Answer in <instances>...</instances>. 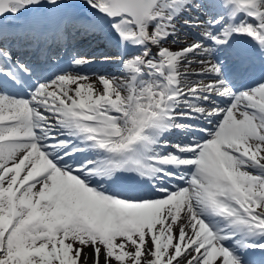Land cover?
<instances>
[{
    "label": "snow or ice",
    "instance_id": "snow-or-ice-1",
    "mask_svg": "<svg viewBox=\"0 0 264 264\" xmlns=\"http://www.w3.org/2000/svg\"><path fill=\"white\" fill-rule=\"evenodd\" d=\"M0 264H264V0H0Z\"/></svg>",
    "mask_w": 264,
    "mask_h": 264
},
{
    "label": "bare ground",
    "instance_id": "bare-ground-1",
    "mask_svg": "<svg viewBox=\"0 0 264 264\" xmlns=\"http://www.w3.org/2000/svg\"><path fill=\"white\" fill-rule=\"evenodd\" d=\"M103 70H98V72H102ZM110 71H115V68H111Z\"/></svg>",
    "mask_w": 264,
    "mask_h": 264
}]
</instances>
